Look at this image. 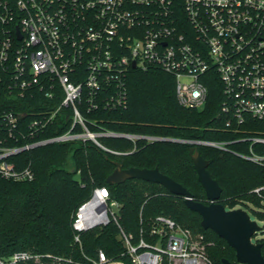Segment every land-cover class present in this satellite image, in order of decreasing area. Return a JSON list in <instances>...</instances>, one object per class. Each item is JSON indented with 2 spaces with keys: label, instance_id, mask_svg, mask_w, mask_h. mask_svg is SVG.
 <instances>
[{
  "label": "built area",
  "instance_id": "1",
  "mask_svg": "<svg viewBox=\"0 0 264 264\" xmlns=\"http://www.w3.org/2000/svg\"><path fill=\"white\" fill-rule=\"evenodd\" d=\"M151 67L174 75L177 99L185 107L204 108L207 82L218 77L227 125H240L248 116L264 118V0H0V101L9 105L0 103V129L30 137L55 131L21 147L0 146V176L33 179L30 165L19 167L9 156L52 142H92L114 151L102 138L123 136L226 148L224 140L97 128L90 115L102 107H125L130 70ZM27 98L37 99L35 111L20 109ZM247 139L264 143L260 135L238 140ZM241 155L264 160L255 153ZM120 213L121 203L108 186H95L73 216L75 241L81 243L82 232L114 221L132 264H216L207 244L172 217L158 214L136 238L120 223ZM41 258L21 249L0 255V264ZM89 260L126 264L109 259L102 249Z\"/></svg>",
  "mask_w": 264,
  "mask_h": 264
},
{
  "label": "trees",
  "instance_id": "2",
  "mask_svg": "<svg viewBox=\"0 0 264 264\" xmlns=\"http://www.w3.org/2000/svg\"><path fill=\"white\" fill-rule=\"evenodd\" d=\"M207 83L206 106L202 109L185 107L177 99L174 75L160 67L132 68L127 76V105L115 109L102 107L90 118L98 120L97 128L108 127L121 133L226 141V148L198 145L201 154L209 160L210 173L222 186L220 201L227 208L243 206L254 214L252 217L264 220V160L257 162L241 155H264V143L252 145L251 140H238L246 136H264V118L248 116L240 125H227L220 113L221 82L215 77ZM0 103L9 106L7 102ZM36 104L37 99L27 98L20 109L35 111ZM54 133L10 136L0 129V142L4 144L0 146L21 147L27 141ZM102 140L114 151L103 150L92 142L68 141L35 145L9 156L19 167L30 165L35 177L13 180L0 176L1 256L27 249L42 254L39 262L30 260L27 264H90L89 257H96L102 249L109 259L132 264L114 221L82 232L81 243L74 239L72 220L78 206L91 195L95 186L107 185L111 196L121 203L120 223L136 238L142 227L149 228L155 216L165 214L195 238L202 239L216 264H223L224 257L237 261L236 250L216 231L201 224V215L187 206L183 196L172 193L160 183L141 178H130L120 184L107 181L108 175L116 169V161L123 167L158 166L187 186L196 199L207 202L205 188L189 154L190 143L144 138L134 142L123 136H104ZM262 226L256 240L262 243L264 255Z\"/></svg>",
  "mask_w": 264,
  "mask_h": 264
},
{
  "label": "water",
  "instance_id": "3",
  "mask_svg": "<svg viewBox=\"0 0 264 264\" xmlns=\"http://www.w3.org/2000/svg\"><path fill=\"white\" fill-rule=\"evenodd\" d=\"M133 66H136L135 61ZM189 154L205 188L207 202L196 199L187 186L161 171L158 166L123 167L120 161H116V169L108 175L107 181L109 184H120L130 178H141L164 185L172 193L183 196L187 206L201 215V224L216 231L236 250L237 261L233 262L224 257L223 264H264L262 243L256 240V234L263 226L245 207L227 208L220 201L222 186L210 173L209 160L201 154L198 145H191Z\"/></svg>",
  "mask_w": 264,
  "mask_h": 264
},
{
  "label": "rangeland",
  "instance_id": "4",
  "mask_svg": "<svg viewBox=\"0 0 264 264\" xmlns=\"http://www.w3.org/2000/svg\"><path fill=\"white\" fill-rule=\"evenodd\" d=\"M250 205H251L253 208L258 209V207L254 206L253 204H250ZM251 215L254 216L253 213H251ZM253 218L257 219L258 222H259L261 225H264V220H261V219L257 218L256 216L253 217ZM41 264H45V263H41ZM51 264H55V263H51Z\"/></svg>",
  "mask_w": 264,
  "mask_h": 264
}]
</instances>
